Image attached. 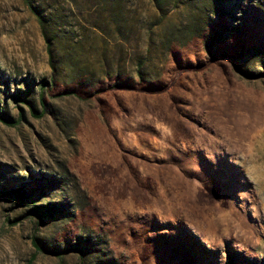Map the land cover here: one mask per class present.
<instances>
[{"label": "rangeland", "instance_id": "374dc122", "mask_svg": "<svg viewBox=\"0 0 264 264\" xmlns=\"http://www.w3.org/2000/svg\"><path fill=\"white\" fill-rule=\"evenodd\" d=\"M33 3L48 37L0 0V264H264V0Z\"/></svg>", "mask_w": 264, "mask_h": 264}, {"label": "trees", "instance_id": "16d2710c", "mask_svg": "<svg viewBox=\"0 0 264 264\" xmlns=\"http://www.w3.org/2000/svg\"><path fill=\"white\" fill-rule=\"evenodd\" d=\"M25 2L29 5L31 10L38 16V19H39V21H40V23H41V25L43 27V30H44L45 34L47 35V37H48V34H47V25H48L47 21L48 20H47L46 15L43 12H41V10H40V8L38 6L34 5L33 0H25ZM48 44H49V50L52 51L51 42L49 41ZM142 66H143V63H139L138 64V71H139V75H141V76H142V70H141ZM71 67H72L71 70L73 72L79 71V70L82 69V65L79 62H77V61L72 62ZM121 87H122V85H120V84H114L113 86H111L112 89H118V88H121ZM40 208H41V206L37 207V209H40ZM72 247H73V249L80 250L82 252L85 251V248L82 246V243H80V242L78 244H73Z\"/></svg>", "mask_w": 264, "mask_h": 264}]
</instances>
